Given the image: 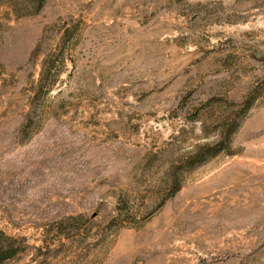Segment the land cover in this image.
Returning a JSON list of instances; mask_svg holds the SVG:
<instances>
[{"label":"rangeland","instance_id":"rangeland-1","mask_svg":"<svg viewBox=\"0 0 264 264\" xmlns=\"http://www.w3.org/2000/svg\"><path fill=\"white\" fill-rule=\"evenodd\" d=\"M36 8L0 0V264H264V0Z\"/></svg>","mask_w":264,"mask_h":264},{"label":"trees","instance_id":"trees-1","mask_svg":"<svg viewBox=\"0 0 264 264\" xmlns=\"http://www.w3.org/2000/svg\"><path fill=\"white\" fill-rule=\"evenodd\" d=\"M35 3L37 4L36 10H37V12H39L41 10V8H42V5L44 3V0H35ZM52 67H53V64H51V67L50 68H47V66L45 67L44 74L42 75L41 80H40V83H39V92H41V90H43V86H45V84H47L46 83L47 77H45V73L46 74L49 73ZM44 89L46 91H48V87H44ZM230 133L231 132L228 129H226V131L221 132L220 133V139H219L218 145H221L222 142H224L225 140H228V135H230Z\"/></svg>","mask_w":264,"mask_h":264}]
</instances>
